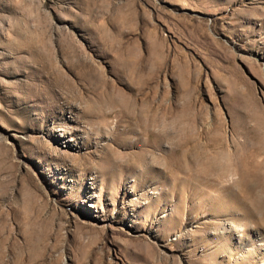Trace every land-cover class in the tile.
<instances>
[{
  "label": "rangeland",
  "instance_id": "374dc122",
  "mask_svg": "<svg viewBox=\"0 0 264 264\" xmlns=\"http://www.w3.org/2000/svg\"><path fill=\"white\" fill-rule=\"evenodd\" d=\"M263 178L264 0H0V264H262Z\"/></svg>",
  "mask_w": 264,
  "mask_h": 264
},
{
  "label": "bare ground",
  "instance_id": "6f19581e",
  "mask_svg": "<svg viewBox=\"0 0 264 264\" xmlns=\"http://www.w3.org/2000/svg\"><path fill=\"white\" fill-rule=\"evenodd\" d=\"M251 161V160H250ZM254 162V161H253ZM254 163H256V162H254ZM222 168V167H221ZM263 170V169H262ZM256 173V172H255ZM258 173H260V172H258ZM223 174V173H222ZM255 175V174H254ZM241 176H242V178H241V181L242 180H246V179H248V174H245V172H244V170H242V172H241ZM258 177V176H257ZM219 179V178H218ZM263 180H264V178H263ZM256 185H260L261 186V189L263 190V193H264V186H263V184H256ZM256 187V186H255ZM251 189H253V187H251ZM252 191V190H251ZM251 193V192H250ZM263 195V194H262ZM260 201V200H259ZM258 201V202H259ZM261 204H263L262 205V209H261V217H262V219H264V198H263V196H262V203ZM258 210V209H257ZM243 235L244 234H237L236 236H235V240L238 242V244H240V245H242V246H246V244L243 242ZM263 236L261 235V234H255V236H254V239H255V241H256V243H255V245L253 246V248H252V252L250 251L249 252V254H247L246 256H244V257H246V258H249V259H253L252 257L256 254V255H258V254H261L262 256H261V258H262V264H264V242H263ZM250 249V248H249ZM242 259H243V257H242ZM244 261V260H243Z\"/></svg>",
  "mask_w": 264,
  "mask_h": 264
}]
</instances>
